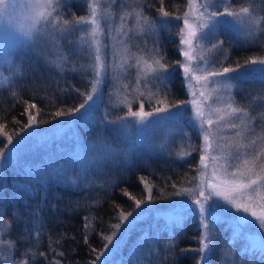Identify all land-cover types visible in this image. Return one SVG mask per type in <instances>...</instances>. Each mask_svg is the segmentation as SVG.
<instances>
[{
  "label": "rangeland",
  "instance_id": "obj_1",
  "mask_svg": "<svg viewBox=\"0 0 264 264\" xmlns=\"http://www.w3.org/2000/svg\"><path fill=\"white\" fill-rule=\"evenodd\" d=\"M28 2L29 0H5V4L0 5V84L5 83V78L8 79L16 70L17 67L13 63L16 58L35 56L51 64L60 63V56L68 59L61 48V40L68 37L73 39L71 47L74 44L78 47L71 52V61L78 62L80 70L89 79L90 87V81L95 78L91 65L93 49L96 46L100 48V54L108 65V71L100 77L102 83L93 95V99L79 112L66 116L62 121H51L42 126L32 124L23 128L19 136L12 140L5 149L7 158L0 159V195L7 173L12 178L28 174L44 182L63 181L70 165L83 170L88 161L100 158L105 152L108 153L107 158L100 164H88L87 168L121 159L127 160L137 152L163 151L171 145L185 151L180 154L182 158L189 157L191 152L187 151H191L192 147L191 150L186 148L190 149L191 146L190 134L179 119L180 112L186 107L187 117L195 125L200 136L199 147L196 150L200 185L192 188L193 192H185L194 198L185 204H177L174 201L172 206L167 204L163 207H155L149 202L136 206L126 220L118 223L121 228L114 230L116 235L113 242L105 243L108 247L104 245L96 264H138L139 253L124 254L122 251V243L128 234L149 221L157 220L171 227L179 222V214L184 212H196L201 219L204 213L199 212L196 200H201L205 206L210 204L215 212L223 211L227 216V222L232 225L229 239L223 246L218 264H242L245 261V244L254 243L258 249L264 250V229L255 223V218L249 217L250 223L244 229L245 236H236L234 234L236 217L244 213H238L234 205L223 196L215 195L217 191L232 195L237 203L247 204L258 214L261 209H264V170H262L264 146L261 134L252 125L248 115L238 114L232 117L226 115L230 111L228 104L237 107L232 99L235 81L229 77L239 73L210 77L207 82L203 80L197 82L195 79L189 82L185 78L183 66L179 63L186 92L184 102L187 103L182 104L179 110H170L179 111V115L175 118L157 119V117L167 116V113H159L148 117L144 122H138L137 118L128 116V112L139 111L141 103H143L144 112L153 111L154 107L151 103L159 85L152 75L147 74L149 71L147 65L153 64V57L156 59L160 57L155 43L159 27L142 9L146 0H86L87 9L82 16L90 17L89 4L96 2L97 19L102 29L96 36L98 45L91 47V38L85 36L89 26H82L80 31L69 33L61 32L57 27L40 20L33 27V13L26 8ZM194 2L199 5L203 3V0H194ZM226 4L229 5V0H226ZM185 11H188V0ZM209 11H223V7L210 8ZM138 12L149 18L150 26L141 28L142 21L137 18ZM183 13L180 15L179 30L184 28ZM198 14V11L190 12L188 16L189 23L194 28L199 23L196 19ZM251 14L258 19L261 18L252 10ZM223 20L225 22L218 24L206 39L193 40L191 48L187 46L179 48V62L188 63L194 70L199 67L200 70L195 72L196 76H206L209 71L220 72L225 67L235 68L236 65L229 64L235 61V58H228L230 54L223 52V45L232 47L233 39L239 40L240 43H249L259 32L260 24L249 27L243 23L238 24L233 18L227 16L223 17ZM28 32L32 35H25ZM178 36V45H180L182 37ZM214 44L217 45L215 49L212 47ZM125 45H127L126 53ZM183 51H189L194 59L187 62L182 54ZM76 53L78 55H75ZM138 58L142 59L140 66L136 64ZM120 63L124 64L123 68L114 67ZM251 67V65L245 67L242 72ZM255 67L259 68L260 65ZM201 92L208 96L207 100L201 97ZM125 97L127 103H121ZM194 100L195 104L192 103ZM122 106L124 108L120 111L119 108ZM198 107L204 112L202 118L196 114ZM217 108L223 111L217 113ZM220 116L225 118L221 120ZM120 118L125 120L122 121ZM208 120L213 123L209 125ZM125 122L127 126L121 127ZM231 124H236L237 127L233 128ZM109 130L117 134L115 139L119 141L118 146L104 142L110 138ZM205 132L209 134L207 142L204 140ZM238 132L241 133L240 136H237ZM201 156L205 158L203 163H201ZM245 160L249 163L245 164ZM67 164L68 167H66ZM250 180H257V183L248 189L232 191L235 184H247ZM11 182L16 183L17 179ZM210 185L216 187L212 188ZM201 192L205 196L211 193V200L204 201L200 195ZM6 230L7 226L5 230L0 231V240H3L2 236ZM205 232L207 230L204 227L198 249L201 248ZM205 255L206 259L203 258ZM209 258V250L200 252L198 264H209ZM0 264H13L10 261V247L5 243H0Z\"/></svg>",
  "mask_w": 264,
  "mask_h": 264
},
{
  "label": "trees",
  "instance_id": "obj_2",
  "mask_svg": "<svg viewBox=\"0 0 264 264\" xmlns=\"http://www.w3.org/2000/svg\"><path fill=\"white\" fill-rule=\"evenodd\" d=\"M186 2L146 0L142 5L144 12L159 27L156 40L159 39L160 43L156 46L159 57L165 56L162 63L175 65L168 87L165 89L158 85L151 103L153 107L186 99L178 63L180 19H176L184 12ZM59 4L56 12L63 20L81 17L87 9L86 0H59ZM229 5L232 10L249 7L255 15L264 17L262 0H229ZM161 10L169 15L164 17ZM262 29L264 24H260L259 32L249 43L233 39L232 47L223 45V52L230 54L228 58H235L229 64H244L250 58L264 56ZM72 40L71 37L61 40L62 51L68 56L62 68L57 67L59 63L51 64L35 56L13 61L16 70L7 82L0 84V149L7 144L8 135L12 140L19 136L30 115L36 117V125L42 126L51 121H62L75 112L57 116V111L79 108L84 102L90 88L89 79L80 70L78 62L71 61V52L78 48L75 44V48L71 47ZM234 81L233 102L237 107L248 110L247 115L260 132L264 146V72L246 69ZM165 91L168 93L166 98ZM32 104L36 107L30 108ZM121 108L124 106L119 110ZM179 119L190 134L191 146L186 148L191 150L192 147L187 151L191 152L189 157L182 158L180 154L185 151L171 145L163 151L137 152L127 160L89 167L86 171L67 164V176L63 181L44 182L28 174L12 178L7 173L0 195V209L4 210L3 219L8 222L2 238L15 242L14 245L8 244L11 263L93 264L95 261L96 264L107 242L104 238L114 232L113 225L121 221V213L134 211L136 200L163 207L167 204L172 206L174 201L185 204L193 199L194 196L183 190L200 185L196 159L200 136L187 117L186 107L180 112ZM116 137L112 131L104 142L118 146ZM13 179L17 182L12 183ZM149 195L151 200L147 199ZM206 207L209 211L201 219L196 212H184L179 214V222L171 227L157 220L141 224L124 239L123 253H139L138 264H198V248L206 224L211 248L209 264H218L232 225L227 222L223 211L215 212L210 204ZM34 210L36 216L33 215ZM17 215L22 219L17 221ZM86 224L89 226L85 227ZM244 248L245 261L242 264H264L262 248L258 249L254 243L245 244Z\"/></svg>",
  "mask_w": 264,
  "mask_h": 264
},
{
  "label": "snow or ice",
  "instance_id": "obj_3",
  "mask_svg": "<svg viewBox=\"0 0 264 264\" xmlns=\"http://www.w3.org/2000/svg\"><path fill=\"white\" fill-rule=\"evenodd\" d=\"M262 3H264V0H262ZM5 4V0H0V5ZM60 6L59 0H29V2L26 5V8L30 10L33 13V27H35V23H38L40 20L45 21L48 24L53 25L54 27H57L59 31L61 32H72V31H80L82 26H89L88 30L85 32L86 37L91 38V45H98V41L96 40L97 34L102 31L101 25L97 19V3L96 2H91L89 4V9H90V17L89 16H81V17H76L72 21H69L67 19H64L61 21L59 15L56 12V9ZM66 6V5H65ZM223 7V11H209L210 8H220ZM198 11L199 14L196 16V19L199 21L198 25L194 28L192 24L189 23V13L190 12H196ZM161 14L164 17H167L169 13L167 11L161 10ZM127 15V13H125ZM231 17L234 19V21L238 24L243 23L248 25L249 27L255 26L258 24H264V17L262 18H257L256 16L251 14V10L249 7H241L238 11L230 10V5L226 4V0H203V3L197 5L194 0H188V11H185L183 13V20H184V28H181L177 35H180L181 42L180 45H178V49L182 48L183 46H187L189 48L192 47L193 40L200 41L204 40L207 38V36L215 30L218 24L225 22L223 20V17ZM137 18L138 20L142 21L141 23V28L144 26H150L149 25V18L147 16L141 15L140 12L137 13ZM123 19V17H122ZM176 19H181L180 16H176ZM231 22V21H228ZM207 29V31H205ZM38 31V29H37ZM264 31V29H262ZM27 36H31L32 33L28 32L25 33ZM155 43L158 45L160 43L159 39L155 41ZM214 49L217 47V45L212 46ZM124 51L125 53L127 52V45L124 46ZM157 51L159 49L157 48ZM183 56L186 58L187 62H191L194 57L190 54L189 51H183ZM115 55V54H114ZM131 58V57H127ZM165 59V56H160L159 59H156L153 57V64L152 65H147L148 68V73L149 75H152L153 79L157 81L160 85H163L164 88L166 89L168 87V82L172 79V75L175 71V65H166L162 64L161 60ZM60 63L57 65L58 68H62L65 63H67V58L60 56L59 57ZM142 63V59L138 58L136 61L137 66H140ZM146 64V61L144 62ZM183 66V71L185 78L191 82V80L195 79L197 82H200L201 80L207 82L210 77H217V76H226L227 74H237L242 72V70L251 65L252 67L250 68L251 71H260L264 72V56L261 57H254L250 58L249 60H246L244 64L237 63L235 68L232 67H225L223 68L222 71H209L208 75L206 76H196L195 72L199 71V67H197L195 70L191 67H189V64L181 61L178 62ZM255 65H260L259 68L255 67ZM114 67H120L123 68L124 64L120 63L118 65H114ZM91 70L94 73V79L90 81V91L87 92L86 98L82 104H80L79 108L75 109H69L67 111H57L56 115L57 116H63V115H69L72 112H79L80 109L84 108L85 105L93 99V95L98 91L99 85L102 83L100 77L103 74H106L108 71V65L105 63V59L101 56L100 54V48L96 46L93 49V54H92V65H91ZM230 79H238V75H233L229 77ZM5 82H7V78H5ZM127 87V85H125ZM77 91H79L77 89ZM143 95V93H141ZM168 93L165 91L164 96L165 98L167 97ZM201 97H203L204 100L208 99V96H205L203 92L200 93ZM152 94L150 93V98ZM162 102V101H158ZM121 103H127V98L125 97ZM187 102H180V104L177 103H168L163 107H154L153 111L151 112H144L143 111V103L140 105V110L139 111H129L128 116L137 118L138 122H144L147 120L148 117H152L156 114L159 113H167V116L165 117H157V119H169V118H175L179 115V111L177 112H172L170 111L171 109H177L179 110L182 104H185ZM192 103H196V101H192ZM30 108H35L36 105L32 104L29 105ZM130 107V105H129ZM227 107L230 109L229 112L226 113L228 117H232L233 115H238V114H248V110H246L244 107H233L232 104H228ZM223 110L220 108L216 109L217 113L222 112ZM199 117L204 116V112L197 108V113ZM225 117L220 116L219 119L223 120ZM120 120L124 121L125 118H120ZM37 123L36 117L30 115L29 116V123L27 125H24V128L29 127L32 124ZM207 123L211 125L213 122L211 120H208ZM127 123L125 122L124 124L121 125V127H126ZM233 128H236V124H231L230 125ZM241 133H237V136H240ZM204 140L207 142L209 140V134L205 132L204 134ZM7 141L8 143L5 144L4 149H0V159H5L7 158L8 154L5 151V149L8 148V146L12 143V136L8 135L7 136ZM210 146V145H209ZM110 151V150H109ZM107 152L103 153L102 156L98 159H94L91 161H88L87 164L84 165L83 170L86 171L88 164H100L103 159L107 158ZM204 157L201 156V163L204 161ZM245 164H248L249 161L245 160ZM262 170H264V166H262ZM259 179V178H258ZM73 184H75V181H72ZM257 183V180H250L247 184L244 183H239L235 184L233 187L232 191L237 192L240 191L241 189H248L251 188L253 185ZM210 187L215 188V185H210ZM149 191L151 189L149 188ZM183 191L185 192H193L194 189H184ZM180 194V193H177ZM200 195L203 197L204 201H208L211 199V193L207 196L204 195L203 192L200 193ZM217 196H223L225 200H227L229 203L233 204L234 207L236 208L237 212H243L244 215H238L236 217V224L234 226V234L236 236H243L244 235V229L249 225L250 219L249 217L255 218V223L261 228L264 229V209H261L260 213L258 214L256 211L252 210L249 208L247 204L244 203H237L236 199L227 193H221L217 191L215 193ZM133 199H135L133 197ZM148 200H151L152 197L149 195L147 197ZM93 203H96V201H93ZM141 203H143L142 200H136V205L139 206ZM196 204L199 205V212L201 214L205 213L206 211H209V208L205 206V203L202 202L201 200H196ZM5 215V212L3 209H0V231H3L6 229V226L8 224L7 221L3 219ZM33 215L36 216L35 210L33 211ZM131 215V213L128 214H123L121 213V220H126L128 216ZM22 217L17 215L16 220H20ZM87 219V218H86ZM89 224H86L85 227H88ZM205 228L208 226L205 224ZM113 228L116 230H119L121 228L120 224L113 225ZM7 234L10 236V230L7 231ZM116 235L115 232L112 233V235L106 236L104 239L110 244L113 242V238ZM208 234L205 232L202 240V245L201 248L198 249L200 252H205V250H211L210 248V243L209 242H203V241H208ZM0 243H5L9 245H14V241L8 240V241H3L0 240ZM254 246V245H253ZM105 247H108V244H105ZM41 255H44L41 253ZM204 259L207 258L203 257ZM58 264V262H57ZM95 264V261L93 262Z\"/></svg>",
  "mask_w": 264,
  "mask_h": 264
}]
</instances>
